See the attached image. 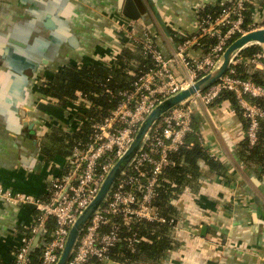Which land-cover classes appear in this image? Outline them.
<instances>
[{
    "label": "crops",
    "instance_id": "1",
    "mask_svg": "<svg viewBox=\"0 0 264 264\" xmlns=\"http://www.w3.org/2000/svg\"><path fill=\"white\" fill-rule=\"evenodd\" d=\"M124 1L0 0L1 261L12 260L17 236L29 232L36 213L33 206L14 202L4 193L44 197L52 177L66 162L61 155L44 159L40 141L34 147L23 143L29 132L24 120L51 128L72 125L69 110L43 96L40 80L70 64L109 62L127 47L117 31L120 20L133 22L122 15ZM228 1L154 0L172 38L152 14L134 22L130 30L140 36L143 26H149L158 48L172 56L178 44L175 33L194 34L198 12L205 5ZM145 2L148 6V0ZM250 4L253 22L263 20L264 0H250ZM6 50L8 55L13 53L17 66L24 67L26 78L10 74ZM192 51L197 57L204 53L199 46ZM242 52L237 62L264 70L251 59L245 60ZM178 70L185 74L183 67ZM246 98L251 102L250 96ZM22 106L25 119L20 114ZM192 126L186 137L188 148L199 143L210 159L194 154L181 158L185 173L180 194L171 202L178 222L172 230L170 250L156 264H264V167L246 160L240 152L246 138L244 118L228 99L217 98L195 111ZM114 264L119 262L114 260Z\"/></svg>",
    "mask_w": 264,
    "mask_h": 264
},
{
    "label": "built area",
    "instance_id": "2",
    "mask_svg": "<svg viewBox=\"0 0 264 264\" xmlns=\"http://www.w3.org/2000/svg\"><path fill=\"white\" fill-rule=\"evenodd\" d=\"M230 1L232 5L217 16L200 18L197 31L184 36L172 56H166L158 48L149 28L138 36L130 30L135 20L117 23V31L122 34L125 44H140L150 55L152 67L139 75L130 87L118 92L120 100L109 115L92 123L88 141L74 147L72 155L59 167V174L52 177L46 196L4 193L8 199L29 204L36 210L29 234L19 236V244L12 252L9 264H30L33 248L40 249L37 264H56L71 226L95 197L107 172L128 150L139 125L154 106L210 72L233 35L239 37L250 30L264 28V19L244 25L243 12L250 0ZM223 27L226 29L222 31ZM205 36H214L217 42L204 49L202 56H194L193 48L202 45L200 39ZM251 61L264 66L263 48L252 56ZM235 63L236 60L219 81L181 102L158 120L140 151L84 228L68 264H114L110 251L118 242L126 240L131 244L141 240L135 234L123 238V225L141 220L164 221L153 206L157 188L161 186L160 176L173 164L171 153L184 145L187 135L193 131L195 111L201 106H209L223 91L234 93L248 119L245 137L250 145L256 144L259 119L264 118V109L249 102L246 96L264 98V88L251 78L238 76L233 68ZM180 66L185 69V74L178 70ZM45 127L43 123L37 125V142L42 140ZM50 217L56 222L53 229L46 224ZM117 218L123 225L120 220L116 221Z\"/></svg>",
    "mask_w": 264,
    "mask_h": 264
},
{
    "label": "trees",
    "instance_id": "3",
    "mask_svg": "<svg viewBox=\"0 0 264 264\" xmlns=\"http://www.w3.org/2000/svg\"><path fill=\"white\" fill-rule=\"evenodd\" d=\"M231 5L230 0L223 4H207L198 12V17L200 19L207 15L217 16ZM243 15L245 26L254 23L250 3H247V9L244 10ZM143 27L144 30L149 28V26ZM225 29L223 27L222 31ZM173 36L175 41L180 42L184 36H190V34L175 33ZM236 37L237 35H233L229 38V42ZM216 42V37L205 36L200 39L202 45L199 47L207 49L208 46ZM259 51H262V47L259 44H252L243 50L242 55L245 60L249 61ZM249 65L244 61L237 62L233 65V68L236 69L238 76L251 78L256 84L264 88V70ZM151 67L152 59L150 55L142 50L141 45L129 43L127 47L121 48L117 56L109 62L70 64L42 77L41 93L44 94L47 101L54 102L58 106L69 110L68 120L72 124L70 128H73L68 129L58 124L53 125L52 128L45 127V133L39 143L43 158L50 160L52 157L61 155L67 160L72 155L75 146H81L88 141L92 132V123L109 115L110 111L118 104L120 100L118 92L130 87L139 75ZM218 98L228 99L233 104L237 113L244 118L247 130L248 119L240 108L234 93L225 90ZM249 100L252 104L259 105L264 109V98L250 97ZM75 103H77V107ZM75 108L77 110H74ZM257 135L258 139L255 145H250L247 138L243 139L240 152L244 153L246 160L256 162L264 167V118L259 119ZM186 143L177 151L171 153L173 164L165 168L161 174V186L157 188V194L153 199V206L164 218V221L141 220L129 226H124L119 219L123 225L121 228L123 238L134 234L136 237L141 238L139 242L131 244L126 240H122L111 249L110 257L119 264H137L139 262L156 264L170 250L172 230L178 222L177 211L171 202L174 197L180 194V183L185 173V167L180 163L181 158L186 160L189 154H194L196 157H207L199 143H195L191 149L188 148L190 141H186ZM210 163L217 165L215 160H211ZM174 183L177 186H174ZM119 220L116 219L117 222ZM46 224L49 229L56 226V222L52 217L46 220ZM18 244L19 241L16 243V247ZM39 253V248H33L30 251V264L40 262ZM6 261L0 260V264H9L11 260Z\"/></svg>",
    "mask_w": 264,
    "mask_h": 264
},
{
    "label": "water",
    "instance_id": "4",
    "mask_svg": "<svg viewBox=\"0 0 264 264\" xmlns=\"http://www.w3.org/2000/svg\"><path fill=\"white\" fill-rule=\"evenodd\" d=\"M152 14L161 30L170 38L171 31L163 19L158 6L154 0H148V6L145 0H125L122 7V15L130 20H139L146 15ZM257 43L262 45L264 51V28H257L248 31L245 34L240 35L229 43L224 50L220 60L215 67L208 73L194 80L191 84L185 86L178 92L161 100L154 108L147 114L145 119L139 125L137 133L128 148V150L113 164L110 170L107 172L97 194L91 200V202L85 207V209L78 215L77 219L71 226L65 246L62 249L60 257L56 264H68L81 233L84 228L98 210V208L104 203L112 188L116 184L117 180L127 169L132 159L140 151L141 146L147 139L154 125L158 120L168 113L171 109L185 101L192 95L203 91L219 81L230 69L239 53L244 50L250 44ZM7 53H10L6 50ZM16 75L27 77L23 73V68L17 66ZM20 114L25 119L26 110L22 106ZM24 124L28 127V137L23 142L26 146H36L37 139L35 138L36 127L34 121L24 120ZM38 239V237H37ZM36 239V240H37Z\"/></svg>",
    "mask_w": 264,
    "mask_h": 264
},
{
    "label": "rangeland",
    "instance_id": "5",
    "mask_svg": "<svg viewBox=\"0 0 264 264\" xmlns=\"http://www.w3.org/2000/svg\"><path fill=\"white\" fill-rule=\"evenodd\" d=\"M6 55H7V57L5 59L7 61V64L9 63L11 65L10 66V69H11L10 74L12 76H16V73H17V70H16L17 69V61L13 58V53L8 55V53L6 52ZM9 57H10V59H9ZM22 68H24V67L22 66Z\"/></svg>",
    "mask_w": 264,
    "mask_h": 264
}]
</instances>
